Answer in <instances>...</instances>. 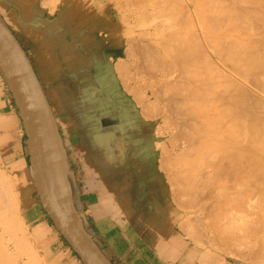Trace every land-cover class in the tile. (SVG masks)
<instances>
[{
  "label": "crops",
  "instance_id": "1",
  "mask_svg": "<svg viewBox=\"0 0 264 264\" xmlns=\"http://www.w3.org/2000/svg\"><path fill=\"white\" fill-rule=\"evenodd\" d=\"M114 7L111 0H0V16L44 91L80 225L108 264H244L197 248L185 234L157 122L145 115L148 98L132 79L145 35ZM1 169L18 180L20 215L42 264H87L47 210L22 116L0 71Z\"/></svg>",
  "mask_w": 264,
  "mask_h": 264
},
{
  "label": "bare ground",
  "instance_id": "2",
  "mask_svg": "<svg viewBox=\"0 0 264 264\" xmlns=\"http://www.w3.org/2000/svg\"><path fill=\"white\" fill-rule=\"evenodd\" d=\"M50 1L55 6V4L59 0H50ZM148 1L151 3L150 0H148ZM156 1H154L153 4H156L155 3ZM180 1L183 2V0H179L177 2L179 5H181ZM234 1L236 2L237 0H233V2H232V0H188V4H184V2H183V4H184L183 6L185 8H187L188 6H191V5L193 6V7H191L192 8L191 12L193 11V14L187 13L185 11L186 9L184 7L183 8L185 10L183 8H182V10H181V8L176 9V7L174 5H173V8L172 7L168 8L167 7L168 6L167 0H166V3L162 2L163 4H166V7L168 9H172L171 11H173V9H176L174 13L178 12L179 10L181 12L185 11L186 12L185 14H188L190 17L189 16L186 17L185 14H184L185 16L183 14H181V16H184L185 19H187V18L188 19L190 18V19L188 22L186 21V23L188 24L187 27L182 26L183 25L182 23H185V21L182 20L184 18H182L181 16H180V18H178L179 16L178 17L176 16V15H180L179 14L180 11L178 12V14L176 13L175 15H173L174 17L172 16V18H175V16H176V19H179V20H177L178 21L177 23H176V21H174L176 24H174V22H173V24L167 25L168 22L170 21V19H168V20L166 19L167 20L166 26H167V28L169 27V30L167 28H165V29H166V31H170V32H168L169 35L166 33L167 35L164 36L162 33L163 31L162 32L158 31V32L161 36L163 35L166 46L169 42L174 43V44H172L173 46H171L170 45L171 43H169L170 46H167L169 49L161 44V43H164V41L161 40L162 42L160 43V37L158 38L159 40L157 39L156 41L157 42L159 41L158 44H161L162 47L164 46L166 48V50L168 49V51L169 50L174 51L175 49H172V47L175 48V46L177 45L178 47L176 49L178 50V56L179 57L181 56V59L180 58L178 59L177 58L178 56L175 58H177V60H179V61H181L183 59L182 61H184L183 62L184 65L186 64L188 68L191 67L190 65L194 64L191 67V69H193L192 74H194V71H195V74L193 77L195 80V76H196L197 80L199 81L198 83L192 82L193 83L192 84L191 82H189V81L193 80V78L191 79L188 77L189 74H191V69H190V73L187 74V72H189V71H187L188 68H185L184 72H185V70L187 72H185V73L180 72V75L182 73V77H184L183 78L184 80L186 79V83L189 82V84L187 83V85L190 88H191L190 84H192V86H193L195 84L200 83V87H198V93L195 94V92H192V94L193 93L195 94L193 97L196 96L200 100H202V101L204 100L206 102V104L204 105V108L202 110H200V111H197L196 109L193 110L194 112L196 110L198 112V114H197V112H195L197 114V117H195L191 122L188 121V122H190L188 125H190L191 129H192V132L190 134L191 140H189V137L187 138L189 141L188 145H190V146H189V148L187 146V148H186L187 151L184 149V151L186 153H184V151L182 152V153H184V155H186L185 157L183 155L182 156L183 158L182 157H181L182 159L180 158L181 160L179 159L180 162H182V163H179L178 159H177V163L180 164L179 166L183 170V171L181 170L182 174H180L181 172L178 173L181 175L180 178L178 179V181L180 180L179 183H183L182 184L183 186L185 184H187V186H184L183 189L189 188V190H190L189 193L186 192L187 199H188L187 201L190 204H192L191 202L192 201L195 202V199H198V196L202 192H204L206 188H208V187L211 188L213 192H209V193H210V196H212L214 199H213V201H210V202H213V204H212V209L209 212V219L210 220L207 222H210L209 231H213V235H212L213 237L211 238L212 241L215 242L216 244L219 243V244L225 245L227 248L228 247L233 248L236 251L232 250L231 252L234 253L236 256H243L244 255L243 252H246V250H248V251H251V254L253 253L255 255V257L256 256H260V257L262 256V259H263L264 258V220H262V219L264 218V216H260V215L263 214L264 212L262 209V211H261L262 213L261 214L259 213L261 208H262V206L260 207V204H262V202L259 200V198H262V196H264L262 193L260 194V192H261L260 190L262 187L261 184L264 183V72H261L262 68H264V53L262 54L259 46H261V44H262L261 47H263L264 44L263 43L260 44L262 39L259 38V40H258L259 46H258L256 44L257 40H255V39H253V41H252V39L249 40L250 36H247L248 37L247 38L245 36V34H247V32L249 31L250 28H253V25L255 28L256 26H258L259 24H262V23H263V25H261V26L259 25L258 28L260 27L263 29L262 32L264 31V22L263 21L260 22V20H261V19H259L260 16L257 18V16L259 14L263 15V16H261V18H264V14H263L264 12L260 13L261 11H264L263 10L264 6H260V4L262 2H261V0H258L259 6H257V7H259V9L260 8L261 9L263 8V9L259 10L258 8L256 9V7H255L254 9L256 11L258 10V12H259V13L258 12L255 13L253 7L256 5L253 3L257 2V0L256 1L254 0L253 2L251 0H248L249 5L247 3L245 4V5H247V8H248V6H250V8H251L250 2L252 3V8L251 9L249 8L248 12L250 10H253L254 12L253 11L252 12L254 14L251 11L250 12L253 15H257L255 18H253L254 22L255 21H256V23L260 22V23L254 24L253 21H251V20H253V19H251L252 17L250 18L251 13L248 15L247 10H245L246 14L249 16L248 17L249 19L247 21H249L251 19L249 21L250 25H248L247 23H249V22H247V21L243 22L244 18H247V16L243 17L244 15H246L245 11H243L245 6L241 5L243 8L241 10H242V12H244V14L239 13L240 8H238V10H237V7H241L240 6L241 1L246 2L247 0L246 1L240 0V3L236 2L237 7L235 6ZM262 1L264 2V0H262ZM231 2L233 4H231ZM169 3L170 2H168V4ZM171 4L172 3H170V5ZM179 5H177V6L180 7ZM185 5H188V6L186 7ZM232 5L235 7H232ZM261 5H264V4L262 3ZM164 7L165 6L160 7L163 10V14H164L165 9L168 10L167 8L164 9ZM181 7H182V5H181ZM157 8H159V7H157ZM162 10L159 13H161ZM189 10L187 9V11H189ZM168 11H170V10H168ZM157 12H155V15L157 14ZM172 13L173 12H171V13L169 12L170 15H172ZM163 14L161 13L160 15H163ZM239 14H241V15H239ZM242 14H243V16H242ZM191 15L192 16L194 15V16L192 17ZM166 16L167 17H165V18L169 17L168 13L166 14ZM241 17L243 18V20ZM158 18H159V16H158ZM169 18H171V17H169ZM172 20H174V19H172ZM262 20H264V19H262ZM148 21H150V20H148ZM161 21L163 22V20H160V22ZM180 21L181 22L183 21V22L180 24L179 23ZM160 22H158V23H160ZM165 22L166 21H164V23ZM170 22L172 23V21H170ZM148 23L150 24L152 22H148ZM244 23H246V24H244ZM177 24H179L181 26H178ZM186 25H184V26H186ZM164 26H165V24H163V27ZM163 27H161L160 29L164 30ZM156 28H158V26ZM258 28L256 27L257 30L254 29V31H252L253 29H251L250 30L251 32H248V34L251 33V35H252V33L254 32L253 34L254 35L256 34L255 36L257 37L258 35H260L262 33L261 29L258 32V30H259ZM256 31H257V33H256ZM158 32L157 33L155 32V33L158 34ZM254 35H252V37ZM261 35H264V33ZM156 36H159V35H156ZM166 36H168V37H166ZM163 37H161V39ZM165 37H166L167 41L165 40ZM262 38H263V36H262ZM135 39H137V38H135ZM154 39H156V38H154ZM168 39H170V41H168ZM151 42H152L151 45L155 44V42L153 40ZM263 42H264V40H263ZM133 44H134V42H133ZM134 45H136V43ZM145 45L147 46V44H145ZM149 45H150V43H149ZM131 47H133V46H131ZM151 47L148 48L149 51L147 50L145 52H146V54L148 52L150 53L149 56L151 59H154L153 57H155V59L157 60L158 58H156L157 54H156V50H155L156 47L155 46H154L155 48L154 47L151 48ZM128 48H129V50H132L135 52V50L131 49L130 46H128ZM158 48H156V49L158 50ZM150 49H152V52ZM153 49H154L155 53L153 52ZM166 50H164L163 52H165ZM263 50H264V47H263ZM175 52L177 53V51H174L173 54H176ZM127 53H129V52H127ZM151 53H153V56H151ZM157 53H159V52H157ZM160 54L161 55H159V56H162V55L165 56L166 55L165 58L167 59V56L169 55V57H170V54H172V51L169 54H168V52H167V54H165V53H163V54L160 53ZM164 56H163V58H164ZM213 56H214V58L216 57L219 60L218 62H222L224 65H227L225 67L228 70H232V73L230 71L231 74H229V72L226 74V72L223 71L224 69L223 68L221 69V67H219L220 64L216 65L219 68H216L214 65V69L212 66L213 70L212 69L202 70L203 66L201 64L204 61L206 62V64H208L207 68H209V66H211L210 63H208V62L213 60V59H211V57L213 58ZM203 58H204V60H203ZM159 59H160V57H159ZM171 60H169V61H171ZM16 61H17L18 67L20 68L21 73L28 80V83H29L30 88L32 90V104L34 106V113L35 112L36 113L41 112V113L49 116L48 108H47L46 104L40 98V95L38 93V89H37L36 82H35L34 78L32 76L28 75L26 70H24L23 64L21 63V60L19 57L16 58ZM128 61H130V60H128ZM128 61L126 62L127 65L125 63V66L129 65L128 63H130V62H128ZM201 61H202V63H201ZM173 62H175V60ZM181 62H180V65H181ZM212 62H215V60ZM157 63H158V61H156L155 64L158 65ZM168 63H170V62H168ZM222 63H221V65H223ZM171 64H173V63H171ZM204 64L205 63H203V65ZM206 64H205V66H206ZM148 65L151 66V64H148ZM182 65L180 67V70L181 69L183 70L184 65H183V67H182ZM195 65H196V67H194ZM162 66L163 65H161V67ZM197 66L200 68V70L196 69V68H198ZM170 67L168 68L169 70L174 68V67H172V68H170ZM194 69H196V70H194ZM256 69H258V70H256ZM128 71H130V70H128ZM128 71L126 70V72H128ZM174 71L177 72L178 68H177V70H174ZM257 71L259 72L258 74H257ZM249 72H251L253 75L255 73L256 74L253 76L252 74H249ZM128 73H127V75H128ZM151 73L153 74L154 72H151ZM165 73H167V70L165 71ZM183 74L187 75L186 77L189 79H187L185 76H183ZM247 74H249L250 77L247 76ZM168 75H170V73ZM173 75L174 74L171 75L172 78H174ZM182 77H181V80H183ZM190 77H192V75ZM251 77L253 79H251ZM175 78H177L176 81L180 80V78L178 79L177 76ZM175 78H174V80H175ZM167 79H169V76ZM174 80H172V81L175 82ZM187 80H189V81H187ZM152 81H153V78H152ZM125 82H127L126 87H128V79H127V81L125 80ZM169 82L167 81V83H169ZM173 82H170V83L173 84ZM178 82H180V81L175 82L176 83V84H174L175 87L183 85L182 81H181V85H179ZM250 83H252L253 86ZM174 85H173V87H174ZM187 85L185 84L183 86L188 87ZM163 86H164V84H163ZM170 86L171 85H169L168 87H170ZM196 86L197 85H195L194 87H196ZM130 87L131 86H129L128 89H130ZM168 87H166L165 89L169 90L172 86L169 89H168ZM194 87H192V89ZM252 87H255V90ZM172 88H171V90H172ZM183 88L186 89L185 87H183ZM165 89H163V90H165ZM195 89L196 88H194V90ZM171 90H169L167 92H170ZM176 90H178L177 91L178 95L180 92H181L180 94H182V92H183V90L181 91V88L179 90L176 87ZM131 91H133V89ZM174 91H175V88H174V90H172V92H174ZM187 91H188V89H186V93H187ZM135 92L136 91H134V94H135ZM184 92H185V90H184ZM190 92H191V89L189 90L188 93L190 94ZM138 93L140 94V90ZM175 94L177 95V93H175ZM148 95H150V94H148ZM163 95H164V92H162V96ZM165 95H166V93H165ZM172 95H174V93ZM139 96H137L138 98H136V100L140 98ZM168 96L170 97L171 95H168ZM175 96H172L173 101L176 99ZM188 96H187V98H188ZM174 97H175V99H174ZM185 97H183L184 100L185 99L187 100V98H185ZM189 97H192V95H190ZM172 98H170V99L172 100ZM177 98H180V97L178 96ZM192 99L194 100L195 98H192ZM197 99H195V100H197ZM206 99L210 100L209 103ZM189 100L191 102V98H188V102L186 101V105H188L190 103ZM212 100H215L214 103ZM181 101H178V102H180V104H181ZM151 102H152V100H151ZM171 102L172 101H170V103ZM192 102H194V101H192ZM147 103L152 105V103H150V101H148ZM184 103H182V104H184ZM140 104H142V103L140 102ZM198 105H200L202 108L201 104L198 103ZM156 106H158V104H156ZM197 106H196V108H197ZM180 107H182V106H180ZM177 108H178V106H177ZM190 108L193 109V107H191V106H190ZM194 108H195V106H194ZM142 109H143V105H142ZM145 109H146V107H145ZM147 109H148V112H147V110H145L146 111L145 115H146V113L151 112L152 109L154 110V108H150V107ZM198 110H199V106H198ZM184 112H185V110H184ZM190 112H192V110ZM196 114L191 113L189 115H195L196 116ZM185 117L183 119H185ZM189 118H190V116H189ZM50 121L46 120V129L44 132V139H45V143L48 147V150L50 152V155L52 157L53 163L57 169L58 175H59L61 181L65 185L64 171H63V166H62V157L60 155V150H59L60 146H59V142H58L57 137H56L54 126ZM183 124H185V123H183ZM177 129H179V127ZM185 129L187 130V128H185ZM189 131H190V129H189ZM179 132H180V130H179ZM180 135H178V136L181 137ZM181 138H183V136ZM184 147H182V148H184ZM166 151H167V149H166ZM162 154L164 155V152ZM167 155L168 154H166L165 157ZM160 158H164V157L161 156ZM164 159L168 160V156H167V158H164ZM182 160L184 161V164H183ZM177 163L175 162L176 165H178ZM181 164H183L184 166ZM179 166H175V167H179ZM0 173H2V171ZM24 174H26V173H24ZM178 174L176 175V177L175 176L174 177L178 178L179 177ZM3 175H4V173H3ZM5 175H7V174H5ZM7 176H8L7 179H6V176H5V178H3V177L0 178V222L2 224H4L3 226H1V231H0V264H18V259L16 260V258H15L16 256H14L15 254L12 255V253H11L12 249L10 250L8 248V246L6 244H4V239H3L4 235L8 234V235L14 236V240L13 239H11V240L13 242H15V247H17V249L19 250L18 252L21 251L20 253H22V252H24V250L25 251L29 250L30 255L32 253H35V255H36L37 253L34 251L35 249H34L33 245L31 244L30 238L28 236L29 234L26 233V230L23 232V234H24L23 236L21 234L17 235L18 234L17 231H19V229L20 230L23 229V227H24V225L22 227V221H21L22 218L20 219V215L18 213L19 205H20L21 191L19 192V190H17V193L13 192L14 188H15L14 185L16 186V189L20 188L19 186L17 187L18 180L16 179V176H11V175H7ZM263 186H264V184H263ZM262 192H264V191L262 190ZM202 195H203V193H202ZM260 195H261V197H259ZM259 201H260V204H259ZM258 207L260 208L259 211H258ZM201 219L203 220V217ZM198 220H200V219H198ZM205 226H206V228H208L207 227L208 225L205 224L204 228H205ZM204 231H206V230H204ZM195 233H196L195 235H197V237H195V239L198 242H200L202 240V236H201L202 232L199 230H196ZM20 235H21V237H20ZM13 236H12V238H13ZM5 237L9 238V236H5ZM209 241H210V239H209ZM217 247H218V245H217ZM33 257L35 258L34 255H33ZM30 260H32V259L30 258ZM38 260H39V258H38Z\"/></svg>",
  "mask_w": 264,
  "mask_h": 264
},
{
  "label": "rangeland",
  "instance_id": "3",
  "mask_svg": "<svg viewBox=\"0 0 264 264\" xmlns=\"http://www.w3.org/2000/svg\"><path fill=\"white\" fill-rule=\"evenodd\" d=\"M151 1V3L148 1V0H111V3L112 4H114V8L115 9H117V12L123 17V19L125 20V22L126 23H128V24H130V25H132V26H135L136 27V29L138 30V31H140L139 32V34H141V35H145V36H143L142 38H140V40H139V42H138V52L136 53V60H135V64L137 65V67H138V70H136V74H134V75H132V79L136 82V84L137 85H139V86H141V88H142V91H143V93H145V95H146V97L148 98V101H150V103H152V105H150V104H148V106L150 107V108H154V110L152 109V111L150 112L151 114H152V117L156 120V122H157V134L159 135V137L161 138V143L160 144H162L161 146H162V153L164 152V155L162 154V156L164 157V158H167V156H168V160L167 159H164V158H161V161H162V165L164 166V168H165V170L167 171V173H168V178H169V185H170V190H171V193H172V195H173V198H174V200H175V203L176 204H178V206L183 210V212H184V219H183V222H182V228H183V230H184V232H185V234L188 236V238H189V240L191 241V243H193L197 248H199V249H207V248H209L210 250H215L216 252H218V253H220V254H222V255H225V256H227V257H229L231 260H233L234 262H240V263H244V264H264V258L262 259V256L260 257V256H256L255 257V255L252 253L251 254V251H248V250H246V252H243V256H236L234 253H232L231 251L232 250H234L233 248H227L225 245H222V244H219V243H215V242H213L212 241V235H213V231H209V224H210V222H207V221H209L210 219H209V212L211 211V209H212V204H213V202H210V201H213V197L212 196H210V193L209 192H213L212 191V189L211 188H206L205 189V191L204 192H202L203 193V195H202V193L198 196V199H195V202L194 201H192L191 203L192 204H190L187 200V195H186V192L187 193H189L190 192V190H189V188L188 189H183V187L184 186H187V184H185L184 186L182 185L183 183H179V181H178V179L180 178V174H182V168L179 166L180 164H178L177 163V159H178V162L179 163H182V162H180V160L183 158L182 156L184 155V153H186L185 151H184V149L186 150V148H187V146H188V148H189V146L190 145H188V143H189V141H188V137H189V140H191L190 139V134H191V132H192V129H191V126L190 125H188L195 117H197V114H198V112L197 111H200V110H202L203 108H204V105L206 104V102L203 100H200L198 97H193L196 93H198V87H200V83L199 84H195V85H197L196 87H194L195 85H193L192 86V82H196V83H198L199 81L197 80V78H196V76H195V80H194V74H195V71H194V74H192L193 73V69H191V67L194 65H190L191 67H187V65L185 64L184 65V61H179V60H177V58L179 59H181V56L179 57L178 56V50L176 49L178 46L176 45L175 46V48L174 47H172V49H175L174 51H177V53L176 54H173L174 53V51L173 50H169L170 52L172 51V54H170V57H169V55L167 56V59L165 58L166 57V55L164 56V55H162V56H159V55H161L160 53H165V54H167V52H168V54L170 53L169 51H168V47L167 46H173L172 44H174L173 42L171 43V42H169V43H171L170 45H169V43L167 44V46L165 45L166 43H165V41H164V37H163V35L165 36V35H167L168 34V32H170V31H166V29L165 28H167V26H166V24H167V20L168 19H170V21H172V23L170 22H168V24L167 25H169V24H173V22L174 21H176V23L178 22L177 20H179V19H176V16L178 17V18H180V16H181V14H185L186 12L187 13H191V14H193V11L191 12V10H192V8L191 7H193L192 5L191 6H188V5H185L187 8H185L183 5L184 4H188V0L186 1V0H183V2H184V4H183V2L182 1H180L181 2V5H182V7H181V5H179L177 2L179 1H177V0H167L168 2H170V3H172L171 5H170V3L168 4V2H167V7L169 8V7H172L173 8V5L176 7V9L177 8H181V10H182V8L186 11H180L179 9V11L181 12H179L178 10V12H179V14L180 15H176L175 16V18H172V16L173 15H175L176 13L178 14V12H176V13H174L175 12V10L176 9H173V11H171L172 9H168L167 7H166V4H163L162 2H164V3H166V0L164 1H162V0H150ZM154 1H156L155 3L156 4H153V2ZM162 1V2H161ZM186 1V2H185ZM239 1V2H238ZM246 1V0H245ZM248 1V0H247ZM244 2V1H241V3H240V0H237L236 2L237 3H240V6L241 5H244L245 6V8H244V10L243 11H245V10H247V14L249 15L253 10H250L249 12H248V10H249V8H250V6H248V8H247V5H245L246 3L249 5V1L248 2ZM252 2L254 1V0H251ZM256 1V0H255ZM132 2V3H131ZM159 2V3H158ZM162 4H161V3ZM232 2H233V0H232ZM231 2V4H233ZM236 2L234 1V3H235V6L237 5L236 4ZM261 2L264 4V2L261 0ZM260 2V3H261ZM158 3V4H157ZM258 3V4H257ZM261 3V4H262ZM161 4V5H160ZM253 4H255L256 6H254L253 7V9L256 7V9L258 8L259 9V7H257V6H259V2H258V0H257V2H255V3H253ZM260 4V6H264V5H261ZM121 5V6H120ZM154 5V6H153ZM160 5V6H159ZM177 5H179L180 7H178ZM239 5V4H238ZM250 5H251V8H252V3L250 2ZM162 6H165L164 7V9L165 8H167L168 10H170V11H168V10H164V14H163V10H162V8H160V7H162ZM235 6H233L232 5V7H235ZM157 7H159V8H157ZM237 7V6H236ZM156 8V9H155ZM238 8H240L239 10H240V12L239 13H243L244 14V12H242V10L241 9H243L242 8V6L241 7H237V10H238ZM250 8V9H251ZM264 8V7H263ZM262 8V9H263ZM187 9L190 11H187ZM236 9V8H235ZM261 9V8H260ZM259 9V10H260ZM261 9V10H262ZM150 10V11H149ZM152 10V11H151ZM162 10V14L163 15H160L161 13H159L160 11ZM264 10V9H263ZM158 11V12H157ZM168 11V12H167ZM254 11H255V13L256 12H258V10L256 11L255 9H254ZM253 11V12H254ZM153 12V13H152ZM155 12H157V14L155 15ZM168 13V15H169V17H171V18H165V17H167L166 16V14ZM169 12L171 13V12H173L172 13V15H170L169 14ZM252 12V13H253ZM264 11H261L260 13H263ZM250 14V18L251 19H253V18H255L257 15H253V14ZM259 13V12H258ZM243 14H242V16H243ZM245 14H246V11H245ZM244 15L243 17H245V16H247V18H244V20H243V18H242V20H243V22H246L249 18V16L248 15ZM264 14V13H263ZM165 15V16H164ZM186 15V17H188L189 15L188 14H185ZM184 15V16H185ZM239 15H241V14H239ZM252 15V16H251ZM156 16V17H155ZM158 16H159V18H158ZM184 16H181L182 18H184V19H182L183 21H185V23H186V21L188 22L189 21V19L187 18V19H185V17ZM192 16V15H191ZM194 16V15H193ZM192 16V17H193ZM254 16V17H253ZM260 16V18L259 19H261L260 20V22H264V20H262V19H264V18H261V16H263V15H261V14H259L258 16H257V18ZM156 19H155V18ZM163 17V18H162ZM174 17V16H173ZM190 17V16H189ZM256 18V19H257ZM154 19V20H153ZM165 19V20H164ZM167 19V20H166ZM172 19H174V20H172ZM176 19V20H175ZM250 19V20H251ZM255 19V20H256ZM148 20H150V21H148ZM160 20H163V22L161 23L160 22ZM249 20V21H250ZM164 21H166L165 23H164ZM182 21V22H183ZM195 21V20H194ZM249 21H247V22H249ZM251 21H253V23L254 24H257V23H260V22H257L256 23V21L254 22V19L253 20H251ZM259 21V20H258ZM148 22H152V23H148ZM157 22V23H156ZM158 22H160V23H158ZM181 21L179 22L180 24L182 23ZM175 22H174V24H176ZM185 23H182L183 25V27H187L188 26V24L186 25ZM146 24V25H145ZM154 26H153V25ZM156 24V25H155ZM163 24H165V26L163 27ZM244 24H246V23H244ZM248 25H250V22L249 23H247ZM178 26H181V25H179V24H177ZM184 25H186V26H184ZM253 25V24H252ZM251 25V26H252ZM260 26L261 25H263V23L262 24H259ZM258 25V26H259ZM158 26V28H156V27ZM163 27L164 28V30L163 29H160L161 27ZM250 26V27H251ZM258 26H256L257 28H258ZM160 27V28H159ZM249 27V26H248ZM256 27L254 28V25H253V28H250L249 29V31L248 32H251L250 30L251 29H253L252 31H254V29H256ZM263 27V26H262ZM168 30H169V27L167 28ZM259 30H258V32L260 31V29H261V32H262V28H258ZM161 30V31H160ZM257 30V29H256ZM162 32L163 33V35L161 36L160 34H159V32ZM166 31V32H165ZM158 32V34H156V33ZM248 32H247V34H245V36L247 37V36H250L249 37V40L250 39H252V41H253V39H255V40H257V45L259 46V44H258V40H259V38H261L262 39V41L260 42V44L261 43H263L264 44V42H263V40H264V35H261V34H263L264 33V31L260 34V35H258L257 37L252 33V35H254L253 37H252V35H251V33H249L248 34ZM161 33V34H162ZM167 33V34H166ZM256 33H257V31H256ZM159 35V36H156V35ZM169 35V34H168ZM155 36V37H154ZM262 36H263V38H262ZM160 37V43L162 42V41H164V43H161L162 45H164L166 48H168L167 50H166V48L164 47H162L161 46V44H158L159 43V41L157 42L156 40L158 39ZM161 37H163L162 39H161ZM166 37H168V36H166ZM166 37H165V40H166ZM154 38H156V39H154ZM248 38V37H247ZM171 39V38H170ZM170 39H168V41H170ZM156 41L155 42V44L154 45H151V41ZM159 40V39H158ZM162 40V41H161ZM150 41V42H149ZM167 41V40H166ZM153 42V43H154ZM149 43H150V45L152 46V47H156V48H158L159 46V48H158V50L155 48V50H156V54H157V56H156V58H158L157 60L155 59V57H153L154 59H151L150 58V53L148 52L147 54H146V52L145 51H147L148 50V48L149 47H151L150 45H149ZM145 44H147V46L145 45ZM147 48H146V47ZM261 46H262V44H261ZM261 46H259L260 47V50H261V52H262V54L264 53L263 51V47H261ZM151 47V48H152ZM151 50V52H152V49H150ZM160 50V51H159ZM164 50H166L165 52H163ZM149 51V50H148ZM153 52H154V49H153ZM157 52H159V53H157ZM155 53V52H154ZM147 56H146V55ZM155 54V55H156ZM154 55V56H155ZM175 55V56H174ZM151 56H153V53H151ZM163 56H164V58H163ZM173 56V57H172ZM178 56V57H177ZM149 59H148V58ZM159 57H160V59H159ZM175 57H177V58H175ZM147 60H146V59ZM163 58V59H162ZM175 58V59H174ZM172 59V60H171ZM211 59H213V60H211L210 62H208V63H210V65L211 66H209V68H207L208 67V64H206V62L204 61L203 63H205L206 64V66H205V64L203 65V63H202V61L204 60V58H203V60L201 61V65L203 66L201 69L202 70H210V69H212V66H213V69H214V65H215V67L216 68H219V67H221V69L223 68L224 70V72H226V74L229 72V74H231L232 73V70H228L225 66H227V65H224L222 62H218L219 60L215 57L214 58V56H213V58L211 57ZM217 59V60H216ZM162 60V61H161ZM169 60H171V61H169ZM175 60V62H173ZM215 60V62H212V61H214ZM156 61H158V65H156L155 63H156ZM168 61V62H170V63H166V62ZM179 63H178V62ZM150 62V63H149ZM154 62V63H153ZM180 62H181V65L183 64L184 65V67H183V65H182V67H183V70L181 69L180 70V67H181V65H180ZM218 62V63H217ZM164 63V64H163ZM166 63V64H165ZM171 63H173V64H171ZM176 63V64H175ZM221 63L224 65H221ZM148 64H151V66L150 65H148ZM163 65L162 67H161V65ZM168 64V65H167ZM213 64V65H212ZM217 64H220L219 65V67L218 66H216ZM172 65V66H171ZM175 65V66H174ZM180 65V66H179ZM167 66V67H166ZM171 66V67H170ZM186 66V67H185ZM160 67V68H159ZM164 67V68H163ZM172 68V67H174V68H172L171 70H169L168 68ZM194 67H196V65L194 66ZM193 67V68H194ZM198 67V66H197ZM206 67V68H205ZM211 67V68H210ZM157 68V69H156ZM166 68V69H165ZM176 68V69H175ZM177 68H178V71L176 72V71H174V70H177ZM185 68H188L187 69V71H189V72H187L186 70H185V72H187V74H189L190 73V69H191V74H189V78H193V80L192 81H189V80H187V81H189V82H191L192 84H190V86H191V88L187 85V83L189 84V82H187L186 83V79L184 80L183 78L184 77H182V73H185L184 72V69ZM159 69V70H158ZM163 69V70H162ZM165 69V70H164ZM197 70H200V68L198 67V68H196ZM196 69H194V70H196ZM212 69V70H213ZM228 71H227V70ZM167 70V73H165V71ZM220 70V69H219ZM226 70V71H225ZM256 70H258V69H256ZM255 70V71H256ZM264 70V68H262V70H261V72H264L263 71ZM154 72L153 74L151 73V72ZM169 71V72H168ZM230 71H231V73H230ZM253 71V70H252ZM251 71V72H252ZM180 72H182L181 73V75H180ZM251 72H249V74H252ZM151 73V74H150ZM170 73V75H168ZM259 72L257 71V74H258ZM172 74H174L173 75V77L175 78L176 76L178 77V79L180 78V80H177V81H180V82H178L179 83V85H181V81H182V84L183 85H187L188 87H186V86H183V87H185L186 89H188V91H187V93L189 92V90L191 89V92H190V94L188 93H186V89H184L182 86H176L179 90H180V88H181V91L184 89L185 90V92H184V90H183V92H182V94H180L179 93V95H178V90H176V87H175V85L174 84H176L175 82H177L176 81V79L177 78H175V80H174V78H172ZM249 74H247V76H249L250 77V75ZM256 74V73H255ZM254 74V75H255ZM152 75V76H151ZM169 76V79L171 80H169V79H167L168 78V76ZM192 75V77H190ZM253 75V74H252ZM253 75V76H254ZM158 76V77H157ZM183 76H187V75H185V74H183ZM171 77V78H170ZM181 77H182V79L183 80H181ZM152 78H153V81H152ZM187 78V77H186ZM189 78H187V79H189ZM250 79V78H249ZM251 79H253L252 77H251ZM163 80V81H162ZM172 80H174L175 82H173ZM167 81L169 82H173V84L172 83H167ZM184 81V82H183ZM159 84H158V83ZM165 82V83H164ZM249 82V81H248ZM252 82V81H251ZM161 84V85H160ZM163 84H164V86H163ZM251 85H252V83H250ZM156 85V86H155ZM169 85H171L172 87H173V85H174V87L172 88L171 86V88H172V90H174V88H175V91L174 92H172V90H171V88L170 87H168ZM178 85V84H177ZM199 85V86H198ZM153 86V87H152ZM168 87V89L169 90H171L170 92H167V91H169V90H167V89H165L166 87ZM253 86V85H252ZM156 89H155V88ZM192 87H194V88H196L195 90H194V88L192 89ZM165 89V90H163V89ZM254 90H255V87H252ZM155 89V90H154ZM200 90V89H199ZM154 91V92H153ZM164 92V95H165V93H166V97L163 95L162 96V92ZM166 91V92H165ZM192 92H195V94L193 93L192 94ZM169 93V94H168ZM174 93V95H172V94ZM175 93H177V95L180 97V98H177L178 96L175 94ZM148 94H150V95H148ZM159 94V95H158ZM186 94V95H185ZM157 97H156V96ZM168 95H171L170 97L168 96ZM176 95V96H175ZM190 95H192V97H189ZM155 96V97H154ZM172 96H175L176 97V99H175V97H174V99L176 100H174L173 101V98H172ZM182 96V97H181ZM186 96V97H185ZM187 96H188V98H191V102H190V100H189V104L188 105H186V101L188 102V98H187ZM169 97V98H168ZM183 97H185V98H187V100L185 99L184 100V98ZM159 98V99H158ZM170 98H172V100L170 99ZM192 98H195V99H197V100H193ZM150 99V100H149ZM155 99V100H154ZM183 99V100H182ZM210 99V98H209ZM209 99H206L207 101H208V103H209V101L211 100H209ZM151 100H152V102H151ZM159 100V101H158ZM163 100V101H162ZM183 102H182V101ZM170 101H172L171 103H170ZM178 101H181V104H180V102H178ZM192 101H194V102H192ZM213 101V103H214V101L215 100H212ZM211 101V102H212ZM159 102V103H158ZM185 102V103H184ZM198 102L199 104H203L202 105V108H201V106L200 105H198V103L196 104V103ZM210 102V103H211ZM170 103V104H169ZM174 103V104H173ZM182 103H184V104H182ZM195 103V104H194ZM207 103V104H208ZM156 104H158V106H156ZM178 104V105H177ZM180 104V105H179ZM156 107H155V106ZM172 105V106H171ZM176 105V106H175ZM199 106V110H198V106ZM152 106V107H151ZM177 106H178V108H177ZM180 106H182V107H180ZM187 106V107H186ZM190 106L191 107H193V109L192 108H190ZM194 106H195V108H194ZM196 106H197V108H196ZM148 107V108H149ZM180 108V109H179ZM186 108V109H185ZM189 108V109H188ZM201 108V109H200ZM185 110V112H184V110ZM194 109H196L195 110V112H197V114L193 111ZM192 110V112H190ZM189 111V112H188ZM154 112V113H153ZM186 113V114H185ZM188 113V114H187ZM191 113H194V114H196V116L195 115H189V114H191ZM185 114V115H184ZM186 116V117H185ZM189 116H190V118H189ZM185 117V119H183ZM189 118V119H188ZM181 119V120H180ZM183 120V121H182ZM187 120V121H186ZM177 121V122H176ZM188 121H190V122H188ZM182 122V123H181ZM188 122V123H187ZM177 123V124H176ZM179 123V124H178ZM183 123H185V124H183ZM187 123V124H186ZM182 125V126H181ZM186 127H185V126ZM175 126V127H174ZM177 126V127H176ZM187 128V130L184 128ZM188 126V127H187ZM190 126V127H189ZM179 127V129H177ZM183 128V129H182ZM178 131H177V130ZM189 129H190V131H189ZM179 130H180V132H179ZM181 134H179V133ZM189 132V133H188ZM178 135H180L181 137L183 136V138H181V137H179ZM185 135V136H184ZM185 137V138H184ZM181 138V139H180ZM184 143V144H183ZM181 145V146H180ZM185 146V147H184ZM182 147H184V148H182ZM165 148V149H164ZM166 149H167V151H166ZM183 149V150H182ZM164 150V151H163ZM184 151V153H182ZM187 151V150H186ZM167 152V153H166ZM168 154L166 157H165V155L166 154ZM186 155H184V157H185ZM177 157V158H176ZM182 157V158H181ZM181 158V159H180ZM176 159V160H175ZM180 159V160H179ZM175 160V161H174ZM184 160V159H183ZM182 160V161H183ZM175 162L178 164V165H176L175 164ZM183 164H184V161H183ZM183 164H181V165H183ZM175 166H179V167H175ZM184 166V165H183ZM180 169V170H179ZM182 170V171H181ZM2 171V173H0V178H5V176H6V179L8 178V176L7 175H9L6 171H3V170H1ZM0 171V172H1ZM179 172H181L180 174H178ZM3 173H4V175H3ZM2 174V175H1ZM5 174H7V175H5ZM178 174V178H175L176 177V175ZM14 176V175H13ZM175 176V177H174ZM263 184L264 183H262L261 184V186L263 187H261V192H260V194L262 193L263 195H264V192H262V190L264 191V186H263ZM14 193H17V190L18 189H16V186L14 185ZM209 189V190H208ZM187 190V191H186ZM208 191V192H207ZM209 194V195H208ZM259 197H261V195L259 196ZM264 196H262V198H259V200L262 202V204H260V201H259V204H260V207L262 206V208H261V210H260V208L258 207V211L260 210V214L262 213L261 211H262V209H263V212H264ZM186 199V200H185ZM187 201V202H186ZM206 201V202H205ZM202 202V203H201ZM211 204V205H210ZM18 213H19V215H20V205H19V210H18ZM259 214V215H260ZM264 214V213H263ZM263 214H261L260 216H264ZM203 217V220L201 219ZM22 217H21V215H20V219H21ZM263 218V217H262ZM198 219H200V220H198ZM262 220H264V218L262 219ZM21 221H22V227H23V225H24V227H23V229H19V231H17V235H19V234H21L22 236L24 235L23 234V232L26 230V226H25V223H24V221H23V219H21ZM199 223V224H198ZM208 225L207 227L208 228H206V226H205V228H204V225ZM4 224H2L1 222H0V231H1V226H3ZM203 226V227H202ZM198 227V228H197ZM200 227V228H199ZM206 230V231H204V230ZM196 230H199V231H201L202 232V240L200 241V242H198L196 239H195V237H197V235H195L196 233H195V231ZM203 230V231H202ZM208 230V231H207ZM204 232V233H203ZM26 233H27V230H26ZM10 234V233H9ZM215 234V233H214ZM21 235H20V237H21ZM195 235V236H194ZM207 235V236H206ZM5 236H9V238H6ZM13 236V235H12ZM12 236L11 235H8V234H6V235H4V237H3V239H4V244H6L7 246H8V248L11 250V253H12V255L13 254H15L14 256H16L15 258H16V260L18 259V264H42V262H41V260H40V258H39V256H38V254H36L35 255V253H32L31 255H30V253H29V250H24V252L26 253H24V252H22V253H20V252H18L19 250L17 249V247H15V242H13L11 239H13L14 240V236H13V238H12ZM209 239H210V241H209ZM29 240V239H28ZM29 243V242H28ZM32 244V243H31ZM217 245H218V247H217ZM222 245V246H221ZM35 252H36V250H34ZM234 251H236V250H234ZM248 251V252H247ZM21 255H20V254ZM37 253V252H36ZM29 254V255H28ZM234 254V255H233ZM33 255L35 256V258L33 257ZM246 255V256H245ZM37 256V257H36ZM30 258L32 259V260H30ZM37 258V259H36ZM38 258H39V260H38ZM260 258V259H259ZM35 261H34V260ZM38 260V261H37ZM34 261V262H33ZM40 261V262H39ZM263 261V262H262ZM30 262V263H29Z\"/></svg>",
  "mask_w": 264,
  "mask_h": 264
},
{
  "label": "water",
  "instance_id": "4",
  "mask_svg": "<svg viewBox=\"0 0 264 264\" xmlns=\"http://www.w3.org/2000/svg\"><path fill=\"white\" fill-rule=\"evenodd\" d=\"M18 57L27 74L34 78L40 98L45 103L44 91L24 46L14 30L0 16V71L13 93L22 116L31 147L34 169L47 210L63 236L87 264H108L95 249L72 209L67 189L58 175L45 143L44 132L48 117L41 112L34 113L32 90L17 65Z\"/></svg>",
  "mask_w": 264,
  "mask_h": 264
}]
</instances>
